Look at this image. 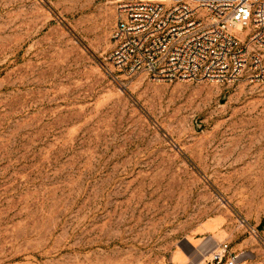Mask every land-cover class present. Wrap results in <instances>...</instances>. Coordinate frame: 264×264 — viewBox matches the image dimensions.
Masks as SVG:
<instances>
[{
  "label": "rangeland",
  "instance_id": "obj_1",
  "mask_svg": "<svg viewBox=\"0 0 264 264\" xmlns=\"http://www.w3.org/2000/svg\"><path fill=\"white\" fill-rule=\"evenodd\" d=\"M116 26L0 0V264H264V82L112 75Z\"/></svg>",
  "mask_w": 264,
  "mask_h": 264
},
{
  "label": "built area",
  "instance_id": "obj_2",
  "mask_svg": "<svg viewBox=\"0 0 264 264\" xmlns=\"http://www.w3.org/2000/svg\"><path fill=\"white\" fill-rule=\"evenodd\" d=\"M115 71L154 81L264 82V0H114ZM205 264H263L218 241Z\"/></svg>",
  "mask_w": 264,
  "mask_h": 264
},
{
  "label": "bare ground",
  "instance_id": "obj_3",
  "mask_svg": "<svg viewBox=\"0 0 264 264\" xmlns=\"http://www.w3.org/2000/svg\"><path fill=\"white\" fill-rule=\"evenodd\" d=\"M187 247V246H186ZM181 254V253H180Z\"/></svg>",
  "mask_w": 264,
  "mask_h": 264
}]
</instances>
